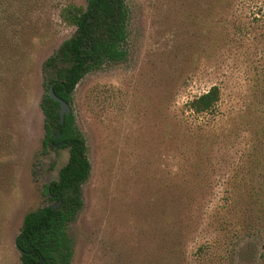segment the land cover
<instances>
[{
	"label": "rangeland",
	"instance_id": "obj_1",
	"mask_svg": "<svg viewBox=\"0 0 264 264\" xmlns=\"http://www.w3.org/2000/svg\"><path fill=\"white\" fill-rule=\"evenodd\" d=\"M68 3L87 0H0V264H21L24 217L57 203L44 186L69 158L44 149L41 109L43 64L76 30ZM125 3L126 60L86 75L71 104L91 173L69 264H217L248 191L264 204V0ZM214 86L215 110L191 112Z\"/></svg>",
	"mask_w": 264,
	"mask_h": 264
},
{
	"label": "trees",
	"instance_id": "obj_2",
	"mask_svg": "<svg viewBox=\"0 0 264 264\" xmlns=\"http://www.w3.org/2000/svg\"><path fill=\"white\" fill-rule=\"evenodd\" d=\"M6 12L7 9L0 13L1 31L7 19ZM60 19L76 30L43 64V86L47 92L41 109L44 149L48 146L54 149V144L60 142L65 145L58 149H69V158L60 170L59 179L44 186L43 190L50 201H61L62 205L56 210L52 207L57 203L45 206L24 217L21 233L16 239L21 264H69L73 247L67 228L83 207L82 187L91 173L85 138L73 114L66 116L61 124L60 105L48 95L50 86L53 85L57 96L71 105L76 87L86 75L103 69L106 64L123 62L128 55L129 11L125 0H87L86 7L68 3L60 10ZM50 71L54 76L47 78ZM219 101L220 89L214 86L190 102L189 108L195 114L212 113ZM58 132L61 136L54 140ZM244 203L237 211L242 214L241 224L232 234L225 252L216 254L217 264H264L261 194L251 189Z\"/></svg>",
	"mask_w": 264,
	"mask_h": 264
},
{
	"label": "water",
	"instance_id": "obj_3",
	"mask_svg": "<svg viewBox=\"0 0 264 264\" xmlns=\"http://www.w3.org/2000/svg\"><path fill=\"white\" fill-rule=\"evenodd\" d=\"M48 95H49L50 99H52L53 101L59 103V105H60V108H59L60 122L63 125L64 122H65L66 116H69V115L72 114V107H71V105L68 102H66L65 100H63L59 96H57V94L54 91L53 85L50 86V88L48 90ZM60 136H61V132H58L54 136V140H57ZM64 145H65V142H60V143L54 145V147L57 148V147H61V146H64ZM61 203L62 202L59 201L56 205H54L52 207V209L56 210V209L60 208Z\"/></svg>",
	"mask_w": 264,
	"mask_h": 264
},
{
	"label": "flooded vegetation",
	"instance_id": "obj_4",
	"mask_svg": "<svg viewBox=\"0 0 264 264\" xmlns=\"http://www.w3.org/2000/svg\"><path fill=\"white\" fill-rule=\"evenodd\" d=\"M55 145V144H54Z\"/></svg>",
	"mask_w": 264,
	"mask_h": 264
}]
</instances>
